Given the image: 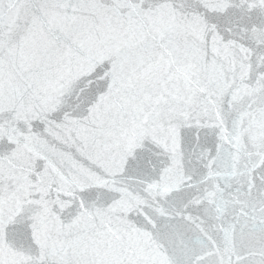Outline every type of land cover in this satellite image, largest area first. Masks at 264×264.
Returning <instances> with one entry per match:
<instances>
[{
  "label": "snow or ice",
  "instance_id": "1",
  "mask_svg": "<svg viewBox=\"0 0 264 264\" xmlns=\"http://www.w3.org/2000/svg\"><path fill=\"white\" fill-rule=\"evenodd\" d=\"M0 264H264V0H0Z\"/></svg>",
  "mask_w": 264,
  "mask_h": 264
}]
</instances>
